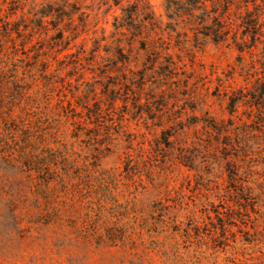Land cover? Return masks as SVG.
<instances>
[{"label":"trees","instance_id":"16d2710c","mask_svg":"<svg viewBox=\"0 0 264 264\" xmlns=\"http://www.w3.org/2000/svg\"><path fill=\"white\" fill-rule=\"evenodd\" d=\"M233 3L245 30L230 36L220 24L216 42L240 53L255 83L223 93L231 120L242 105L250 112L240 125L213 123L214 140H190L189 129L179 140H121L124 116L117 128L102 100L90 104L96 89L74 85L66 31L51 41L25 17H0V205L17 226L57 225L143 264H201L203 240L264 238V0L252 9L226 0L224 13ZM181 241L194 257L176 256Z\"/></svg>","mask_w":264,"mask_h":264},{"label":"rangeland","instance_id":"374dc122","mask_svg":"<svg viewBox=\"0 0 264 264\" xmlns=\"http://www.w3.org/2000/svg\"><path fill=\"white\" fill-rule=\"evenodd\" d=\"M236 1L252 9L261 0ZM224 3L226 0H0V17L11 23L25 17L30 28L51 41L58 30L66 31L71 43L68 53L79 58L74 85L81 90L95 88L90 104L102 100L117 128L121 127L118 118L124 116L121 140H179L176 136L184 129H189L190 140H214L213 123L240 125L239 119L248 122L250 112L242 105L231 120L229 100L223 93L233 96L242 88L249 92L255 83L241 71L240 53L216 42L221 25L230 36L245 30L240 18L245 11L240 12L233 3L230 12L224 13ZM40 17H44L41 29L35 24ZM60 17L65 22L56 28ZM260 24L264 31V13ZM242 57L251 61L248 51ZM201 243L210 246L198 250L201 264H227L225 260L234 257L264 264V238L206 239ZM224 245L228 247L222 251ZM178 253L176 256L192 258L196 251L191 243L181 241ZM0 264L143 263L135 255L99 249L94 242L69 235L57 225L17 226L11 210L0 205Z\"/></svg>","mask_w":264,"mask_h":264}]
</instances>
